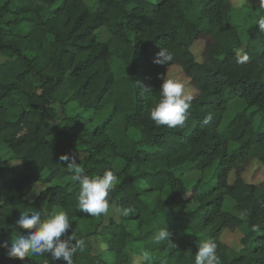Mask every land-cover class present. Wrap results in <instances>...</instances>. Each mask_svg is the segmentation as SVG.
Segmentation results:
<instances>
[{
  "label": "trees",
  "instance_id": "obj_1",
  "mask_svg": "<svg viewBox=\"0 0 264 264\" xmlns=\"http://www.w3.org/2000/svg\"><path fill=\"white\" fill-rule=\"evenodd\" d=\"M94 1V8L85 0L0 5V242L27 231L15 224L21 211L42 218L64 211L65 235L84 241L73 264H133L134 243L157 255L151 264H195L198 242L208 240L221 264H264V185L243 176L252 160L264 165V32L256 25L264 10L249 8L238 23L232 0ZM100 28L109 32L105 41ZM199 39L202 61L192 51ZM161 48L173 54L167 66L153 62ZM172 65L198 90L182 128L149 116ZM79 146L84 174L116 175L109 193L119 220L78 208L79 184L60 156ZM193 170L201 175L188 187ZM227 197L244 217L226 209ZM125 208L134 211L125 216ZM162 228L172 240L156 243ZM228 229L242 232L240 248L223 242ZM91 235L113 260L94 252ZM45 261L64 264L47 253L9 258L0 247V264Z\"/></svg>",
  "mask_w": 264,
  "mask_h": 264
},
{
  "label": "clouds",
  "instance_id": "obj_2",
  "mask_svg": "<svg viewBox=\"0 0 264 264\" xmlns=\"http://www.w3.org/2000/svg\"><path fill=\"white\" fill-rule=\"evenodd\" d=\"M260 9L264 10V0H256ZM259 30L264 32V17L257 20ZM173 54L165 48L156 54L154 63L167 66L173 61ZM247 57L238 62H243ZM163 81L160 87V99L149 109V116L157 126L166 125L168 128L177 126L184 127L187 120V113L191 107L193 96L186 93L185 85L172 78L161 75ZM143 92H151L147 86H142ZM212 120L209 114L204 118L207 124ZM60 160L67 163L68 169L74 172L72 180L79 184L78 208L91 216L107 215L110 210L109 192L116 184L117 177L112 170H107L103 175L89 176L84 174V169L77 166L76 157H69L64 154ZM38 195V193H37ZM114 207V206H112ZM120 211L119 209H116ZM133 208H125L122 214L127 216L133 212ZM16 226L27 230L20 232L11 238L10 241L0 242V247L7 250L9 258L23 261L26 257L42 256L47 253L51 261L63 260L64 264H73V256L84 243L83 240H76L74 235L68 233L71 223L64 211H56L46 218H42L38 212L21 211L15 222ZM62 236L65 238L62 239ZM75 240V243H73ZM171 233L168 228H162L154 236L156 243L169 241ZM217 244L208 240L198 242L195 255V264H221L217 255ZM152 257L148 251H143L139 257L133 258V264H151ZM44 264H48L47 261Z\"/></svg>",
  "mask_w": 264,
  "mask_h": 264
},
{
  "label": "rangeland",
  "instance_id": "obj_3",
  "mask_svg": "<svg viewBox=\"0 0 264 264\" xmlns=\"http://www.w3.org/2000/svg\"><path fill=\"white\" fill-rule=\"evenodd\" d=\"M6 0H0V5L3 4ZM86 4L94 8L95 7V1L94 0H85ZM233 6H234V15L235 19L238 23H241L243 21V14L246 10L249 8L255 7L257 4L256 0H232ZM243 24V23H242ZM245 26V24H244ZM246 35V33H244ZM98 36L101 41L107 40V37L109 36V32L106 28H100L98 31ZM206 46V41L204 39H199L195 42V44L192 47V51L195 54L196 58L199 61H202L204 59L203 52ZM5 58L0 55V63L4 62ZM167 78H172L177 81L182 82L185 85V91L188 94H191L193 97H195L198 94V90L194 87V85L191 83V80L183 73L182 69L178 65H172L167 69ZM56 109L59 112V115L62 116L61 109L54 105ZM232 114V112L228 113L224 118V123L227 122V119ZM59 119L56 117H49V122L51 124L58 123ZM130 134L133 137H138L139 133L135 129H131ZM67 155L69 157H76L77 160H81L84 158L85 153L83 151V147L79 146L76 150H68ZM13 165L18 166L20 163L18 161H13ZM243 176L247 182L256 183L264 185V165L261 164L258 160L254 159L252 160L244 169ZM234 179V172L231 175V180ZM184 180L188 187H191L193 183L197 181V177L194 172H189L185 175ZM45 186L43 184L37 185V189L34 191V193L31 195V198H33L36 193H38L41 189H43ZM109 203H110V210L107 215H104V221L108 222L110 219L119 220V212L116 210L117 207L115 206L114 202H111L110 193L108 196ZM229 199V197H227ZM114 206V207H112ZM226 209L230 210L234 214L244 217V214L240 212L236 207L235 204L229 199V201L226 204ZM127 226L130 230H135L134 223L127 222ZM242 232L239 229H228L225 230V232L222 234V240L223 242L227 243L228 245L238 249L241 247V238H242ZM90 242L93 247V250L96 254L100 253L105 259L111 261L114 259V255L109 252L104 251V245L101 242V239L98 235H91L90 236ZM142 252V246L139 244H132L131 246V255L132 257H139L140 253ZM152 257V260L157 257V255L150 254Z\"/></svg>",
  "mask_w": 264,
  "mask_h": 264
},
{
  "label": "crops",
  "instance_id": "obj_4",
  "mask_svg": "<svg viewBox=\"0 0 264 264\" xmlns=\"http://www.w3.org/2000/svg\"><path fill=\"white\" fill-rule=\"evenodd\" d=\"M191 172H194L197 178H199L200 175H201L200 172L197 171V170H193V171H191ZM112 203H113V202H112ZM114 204H115V203H114ZM115 206H116V205H115Z\"/></svg>",
  "mask_w": 264,
  "mask_h": 264
}]
</instances>
